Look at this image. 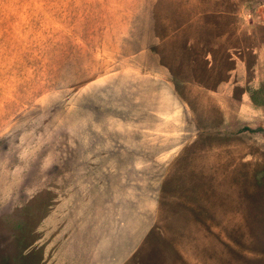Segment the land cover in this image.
Segmentation results:
<instances>
[{
    "label": "rangeland",
    "instance_id": "374dc122",
    "mask_svg": "<svg viewBox=\"0 0 264 264\" xmlns=\"http://www.w3.org/2000/svg\"><path fill=\"white\" fill-rule=\"evenodd\" d=\"M0 264H264V0H0Z\"/></svg>",
    "mask_w": 264,
    "mask_h": 264
}]
</instances>
